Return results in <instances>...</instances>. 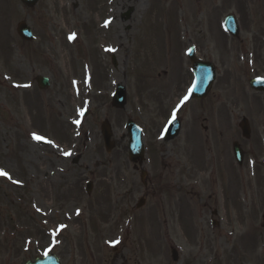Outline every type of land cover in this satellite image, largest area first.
Returning a JSON list of instances; mask_svg holds the SVG:
<instances>
[{
	"label": "rangeland",
	"instance_id": "1",
	"mask_svg": "<svg viewBox=\"0 0 264 264\" xmlns=\"http://www.w3.org/2000/svg\"><path fill=\"white\" fill-rule=\"evenodd\" d=\"M227 14L237 21V38L223 29ZM20 20L33 43L17 37ZM185 32L203 39L202 53L215 66L204 102L214 129L191 144L187 169L168 173L172 225L159 210L150 229L122 212L125 183L140 187L124 124L137 117L152 76L164 69L151 66L164 56L154 44L173 47ZM39 75L49 78L48 88L37 87ZM255 77H264V0H38L30 8L0 0V170L7 173L0 174V264L46 252L61 264L72 257L120 264V251L126 264H264V93L248 86ZM117 84L126 91L121 109L110 105ZM241 117L248 139L237 126ZM103 120L114 141L109 153ZM234 141L244 153L241 165Z\"/></svg>",
	"mask_w": 264,
	"mask_h": 264
},
{
	"label": "flooded vegetation",
	"instance_id": "2",
	"mask_svg": "<svg viewBox=\"0 0 264 264\" xmlns=\"http://www.w3.org/2000/svg\"><path fill=\"white\" fill-rule=\"evenodd\" d=\"M176 35L173 47L156 49L159 44L153 43L155 46L153 48L154 53L163 52L164 56L156 58L151 66L156 69L162 65L164 69L160 68V72L155 73V77L152 76L154 83L150 97L138 102L137 117L132 119L141 130L143 154L130 159L128 152H126L132 171L139 174L140 187L131 188L126 182L120 196L123 201L122 212L124 216L134 215L135 221L136 218L140 220L139 225L143 223L146 228L149 227L150 229L154 227L152 217L157 216L159 210L162 213L161 216L165 217L163 220L165 226L168 223L172 225L170 216L173 210L174 195L169 191V182L166 179L168 173H172L174 176L173 167L178 165L187 169L189 166L187 158L191 144L204 136L206 132H209V136L205 135L204 139L210 137V132L214 129L211 123L214 115L209 114L206 118L205 114L204 102L208 94L201 99L189 97V87L193 75L187 54L192 48L194 57L205 62L206 59L202 53L204 52L203 39L200 37L198 41L193 40L189 32H185L182 39H180L179 34ZM160 40L166 41L167 39L162 38ZM34 41L35 39L22 43L30 44ZM135 50L138 49L135 47ZM140 51L143 52V50ZM136 54L137 52L133 51L132 61ZM124 57L121 63H124ZM147 77L142 75L141 79ZM169 122L176 126V131L173 130L174 133L171 137L166 138L163 136V129ZM210 157L213 161L217 160L215 156L211 155ZM156 165L159 166V171H157ZM165 189L166 192L164 193ZM204 207H206L205 204ZM214 210L217 214V210ZM214 210H210V214ZM129 220L127 217L125 222H129ZM216 225L218 226L219 222ZM122 248H125L124 244ZM118 259L120 264H126V258L121 256V251ZM15 260L10 258L9 264H15ZM69 264H82L81 257L70 258ZM189 264H193V262Z\"/></svg>",
	"mask_w": 264,
	"mask_h": 264
},
{
	"label": "water",
	"instance_id": "3",
	"mask_svg": "<svg viewBox=\"0 0 264 264\" xmlns=\"http://www.w3.org/2000/svg\"><path fill=\"white\" fill-rule=\"evenodd\" d=\"M27 6H33L37 0H20ZM225 30L230 33L232 36H237L238 27L232 15H227L223 22ZM18 36L23 40H30L31 33L29 27H27L23 22L19 23L16 29ZM191 62L193 64V73H194V83L193 91L197 96L203 97L206 95L209 87L211 86L214 79V70L211 63H200L195 61L191 57ZM38 87L43 89L48 86L46 78L38 77L37 79ZM249 86L256 91H264V79H251L249 80ZM264 100V99H263ZM112 106L121 108L125 104V90L122 86H118L113 94ZM241 134L243 137H249V125L246 118H242L238 124ZM126 130L129 135L128 148L129 155L133 157L142 152L141 149V137L140 130L131 122L127 121ZM101 134L103 137V143L107 151H110L113 147V142L111 141V131L109 125L103 121L100 125ZM166 137L170 136L169 131L165 134ZM232 150L235 160L238 164L242 162V151L239 145L234 142L232 144ZM91 184L87 183V191L89 192ZM173 260L177 259V254L175 250L171 251ZM25 264H59L57 258L53 254H47L42 258H36L33 261H27Z\"/></svg>",
	"mask_w": 264,
	"mask_h": 264
},
{
	"label": "snow or ice",
	"instance_id": "4",
	"mask_svg": "<svg viewBox=\"0 0 264 264\" xmlns=\"http://www.w3.org/2000/svg\"><path fill=\"white\" fill-rule=\"evenodd\" d=\"M34 138L41 139V137H39V136H37L35 134H34ZM0 174L7 175V173L6 172H3V170H0Z\"/></svg>",
	"mask_w": 264,
	"mask_h": 264
}]
</instances>
